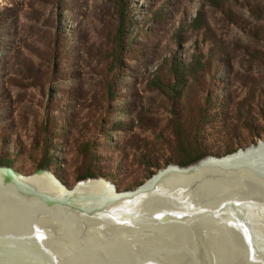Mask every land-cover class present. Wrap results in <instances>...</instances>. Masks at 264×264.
<instances>
[{
  "label": "rangeland",
  "instance_id": "rangeland-1",
  "mask_svg": "<svg viewBox=\"0 0 264 264\" xmlns=\"http://www.w3.org/2000/svg\"><path fill=\"white\" fill-rule=\"evenodd\" d=\"M218 1L0 0V161L23 175L50 162L68 188L90 170L132 190L177 164L208 96L209 155L264 139V0ZM196 61L204 71L180 93L155 85ZM257 222L226 249L251 255Z\"/></svg>",
  "mask_w": 264,
  "mask_h": 264
},
{
  "label": "water",
  "instance_id": "water-1",
  "mask_svg": "<svg viewBox=\"0 0 264 264\" xmlns=\"http://www.w3.org/2000/svg\"><path fill=\"white\" fill-rule=\"evenodd\" d=\"M191 165H197L196 174L168 186L156 184L168 168ZM0 169L5 171L0 175V250L10 254L56 259L78 253L82 264H193L191 258L200 264L214 250L217 256L226 253L230 260L224 264H238L239 258L241 264H255L264 257L245 255L234 241L255 234L254 223L264 220V139L187 166L168 164L125 191L102 177L81 179L68 188L45 168L27 179L12 166ZM85 180H101L106 190L84 193L79 183ZM222 239H232L238 252L226 249Z\"/></svg>",
  "mask_w": 264,
  "mask_h": 264
},
{
  "label": "trees",
  "instance_id": "trees-1",
  "mask_svg": "<svg viewBox=\"0 0 264 264\" xmlns=\"http://www.w3.org/2000/svg\"><path fill=\"white\" fill-rule=\"evenodd\" d=\"M213 1L216 4L219 2L218 0H213ZM254 16L259 22L264 21V9H256L254 11ZM200 22L201 20L199 18H196L193 24L194 26L198 27L200 26ZM255 34L258 38H261L259 32L258 33L256 32ZM203 67L204 65L201 63V61H196L194 64L188 65V67H186L185 64L183 63H175L174 65H172L171 71H170L175 77L174 84H170V82L163 83L161 79L157 78L155 81V85L157 86L158 89L166 90L169 93L170 92L180 93L187 86L186 84L188 83L187 81L188 78H191L192 81L194 80L195 82L197 81L196 75L200 71H204ZM203 104L205 105V108L199 110L198 115L195 117L194 125L190 127L192 131L191 139L187 143H185L184 147H181L178 150L179 158L176 161H174L178 165L187 166L209 155V153H207V151H205L204 149V143H202V141L200 140L201 137H199L200 135H202L201 132H202V129L204 128L203 124L206 122V119L211 111V109L209 108V105L211 104L209 96L204 100ZM240 147L241 145L237 148H240ZM237 148L228 150L223 155L232 153L236 151ZM171 162H173L172 159L169 161L166 160L164 165L167 166ZM0 165L12 166V162L7 161V160H2L0 161ZM49 165H50V162H45V163L40 164L39 167L45 168ZM152 174H154V172H151L149 177ZM97 176H98L97 173L88 170L86 174L80 176L78 180L86 179L88 177L95 178Z\"/></svg>",
  "mask_w": 264,
  "mask_h": 264
},
{
  "label": "bare ground",
  "instance_id": "bare-ground-1",
  "mask_svg": "<svg viewBox=\"0 0 264 264\" xmlns=\"http://www.w3.org/2000/svg\"><path fill=\"white\" fill-rule=\"evenodd\" d=\"M197 165H191L189 167L186 168H178L176 166H172L170 168H168L165 173L167 175H165L163 177V179H158L155 180L156 184L157 183H162L165 182L168 185H170V182H173L175 180H179L181 178H185V177H190L191 175H194L197 173L198 171V167H196ZM4 169H0V175L4 176ZM39 177L38 179H40V181H44L43 177V173H38ZM27 175H23L22 174V179H27L26 178ZM43 177V178H42ZM101 180H85L82 181L80 184V186L84 187L87 189V191H85L84 193L87 194H95L97 192L100 191H105L102 187H104V185H101L102 182H100ZM101 185V186H100ZM111 188H113L110 185ZM105 188V187H104ZM64 189V188H62ZM258 222H255L254 225H258ZM251 234V232H250ZM252 246H251V252H255L252 253V255H258V254H264V245L262 246V244H258L257 241H253L251 242ZM261 248V249H260ZM260 250V251H259ZM217 251H210L207 253V255L204 256V258H200L202 259L201 262H199L200 264H206V260L209 262V260L212 261L211 264H224V260H230L228 257H226V253H220L221 256H217L215 253ZM215 254V255H214ZM225 255V256H224ZM224 257H226V259H224ZM252 257V256H250ZM257 257V256H256ZM82 255L80 254H75V253H71V254H64L63 256L61 254H58V256H56L55 258H51L49 257L46 258L44 255H32L29 252H18V253H14L10 254L9 252L6 251H2L0 250V264H82L83 260H81ZM198 259V260H200ZM237 258L234 257L233 260H236ZM239 263L241 264V259L239 258ZM193 261V264L196 263L195 259L192 260L191 258V263ZM203 261V262H202ZM252 263V262H251ZM83 264H86L85 262ZM95 264V263H94Z\"/></svg>",
  "mask_w": 264,
  "mask_h": 264
}]
</instances>
